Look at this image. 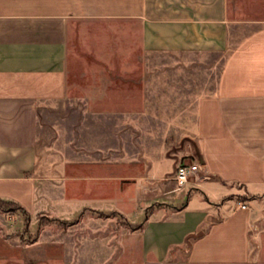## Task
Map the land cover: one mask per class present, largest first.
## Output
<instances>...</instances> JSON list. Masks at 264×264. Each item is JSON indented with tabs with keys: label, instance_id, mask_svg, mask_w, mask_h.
<instances>
[{
	"label": "crops",
	"instance_id": "obj_1",
	"mask_svg": "<svg viewBox=\"0 0 264 264\" xmlns=\"http://www.w3.org/2000/svg\"><path fill=\"white\" fill-rule=\"evenodd\" d=\"M235 14L230 0H0V199L31 214L60 209V197L40 190L39 105L65 96L69 38L77 22L112 21L131 36L133 56L215 54L223 64L215 91L197 99L190 141L172 155L162 148L131 158L116 141L119 153H100L96 167L123 172L69 177L73 196L63 208L73 206L68 213H75L82 202L138 222L142 264H264V21ZM130 67L140 69L135 63L100 64L90 71ZM150 83L138 79L132 86H145L149 97ZM85 85L90 102L138 101L95 74ZM100 143L95 150H111ZM128 161L130 177L124 176ZM183 161H199L201 171L177 190ZM91 164L85 156L84 168ZM110 185L117 195H106Z\"/></svg>",
	"mask_w": 264,
	"mask_h": 264
},
{
	"label": "rangeland",
	"instance_id": "obj_2",
	"mask_svg": "<svg viewBox=\"0 0 264 264\" xmlns=\"http://www.w3.org/2000/svg\"><path fill=\"white\" fill-rule=\"evenodd\" d=\"M230 3L237 19L264 21V0ZM252 29L255 26L240 31L239 37ZM119 30L120 24L112 21H80L72 28L65 96L39 105L40 190L60 197V209L31 214L16 202L0 199V264H142L138 222L117 211L85 207L82 202L77 203L75 213H68L73 206L63 208L73 196L69 177L121 174L120 167H96L101 154L105 157L117 152L115 143L119 140L124 158L138 152L146 155L152 149L166 148L170 155L177 152L182 142L191 140L197 122V99L215 91L224 58L215 54L140 52L133 56L131 36ZM132 63L139 64L140 69L90 71L100 64ZM91 74L107 80L110 89L125 91L124 96L137 95L138 101L90 102L92 91L85 80ZM138 79L151 82L149 97L145 86H132ZM94 114L97 119L89 117ZM86 121L99 126L87 128ZM100 142L111 150H95ZM85 156L95 167L84 168ZM124 168V176L130 177V161ZM81 186L79 197L83 196ZM109 191L106 195H117L112 187Z\"/></svg>",
	"mask_w": 264,
	"mask_h": 264
},
{
	"label": "built area",
	"instance_id": "obj_3",
	"mask_svg": "<svg viewBox=\"0 0 264 264\" xmlns=\"http://www.w3.org/2000/svg\"><path fill=\"white\" fill-rule=\"evenodd\" d=\"M201 171V165L199 161H183L179 164L175 180L177 182V190H184L187 185L196 178V176ZM243 208H246L245 205H242Z\"/></svg>",
	"mask_w": 264,
	"mask_h": 264
}]
</instances>
